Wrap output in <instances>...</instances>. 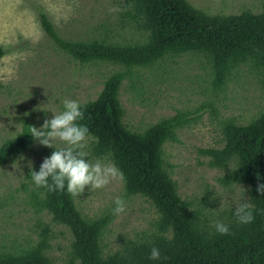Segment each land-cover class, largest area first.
Wrapping results in <instances>:
<instances>
[{
    "label": "trees",
    "instance_id": "obj_1",
    "mask_svg": "<svg viewBox=\"0 0 264 264\" xmlns=\"http://www.w3.org/2000/svg\"><path fill=\"white\" fill-rule=\"evenodd\" d=\"M260 10L209 15L187 0H125L120 24L145 36L136 43L109 42L104 37L66 40L41 14L43 30L67 56L82 65L103 62L121 68L106 78L94 101L81 104L83 118L78 123L87 125L86 136L92 139L89 158L111 162L122 178L125 197L145 198L158 215L150 234L137 241L125 240L121 249L105 254L104 236L116 214L107 210L97 218H87L78 210L74 195L33 185L27 170L26 178L34 186L22 185L27 205L36 213L50 215L52 223L66 227L72 235L64 264H264V193L256 191L264 183V107L243 125L235 118L222 117L215 104L245 68L255 76L264 96V0ZM4 55L0 46V60ZM183 55L202 57L209 68L210 103L198 111L209 108L212 116H221L222 147L200 149L199 153L208 158L210 168L221 171L220 186L245 189L253 209L250 223L236 222L232 210L210 219L204 211L207 200L194 207L179 194L170 174L173 166L165 162L164 146L179 143V131L195 124L199 116L177 112L142 132L131 131L124 123L123 82L138 69ZM31 126L24 120L21 132L0 146V166L33 146L35 141L27 133ZM215 220L227 223L229 232H215ZM39 227L35 245L0 253V264H54L47 255L51 230L47 225ZM153 246L160 251L159 260L148 259Z\"/></svg>",
    "mask_w": 264,
    "mask_h": 264
},
{
    "label": "rangeland",
    "instance_id": "obj_2",
    "mask_svg": "<svg viewBox=\"0 0 264 264\" xmlns=\"http://www.w3.org/2000/svg\"><path fill=\"white\" fill-rule=\"evenodd\" d=\"M125 0H0V46L5 55L0 60V146L21 132L24 120L40 127L52 111L62 109L64 99L84 104L94 101L106 78L121 68L109 63L82 65L59 50L41 26L46 15L58 34L70 41H89L104 37L109 42H143L145 36L131 26L120 24V10ZM209 15H235L243 11L259 12L263 0H187ZM209 68L202 57L183 55L166 60L152 68L138 69L127 78L120 92L125 109V125L142 132L177 112H191L199 119L179 131V143L164 146L166 164L178 185L182 199L194 207L207 200L204 211L218 219L224 211L247 201L240 186L224 188L217 182L221 171L208 166L200 149L222 147L219 120L235 118L246 124L264 107L263 91L249 69L232 81L220 99L215 101L219 117L210 109H199L210 103ZM139 76V77H138ZM135 83V85H134ZM213 100H215L213 98ZM92 139L83 141L88 153ZM57 146H61L57 142ZM53 148L34 142L33 146L6 165L0 166V253H16L35 245L41 232L49 226L51 248L47 255L54 264H64L72 235L68 229L52 223L47 213H36L27 205L22 185L32 186L26 178L28 161L36 167ZM89 155V153H88ZM23 157V159H21ZM102 164L105 158H91ZM120 196L124 210L116 214L104 236L105 254L122 248L125 240L137 241L153 231L158 215L143 197L126 198L123 181L115 178L102 188L85 185L74 195L81 214L97 218L112 209L113 199Z\"/></svg>",
    "mask_w": 264,
    "mask_h": 264
},
{
    "label": "clouds",
    "instance_id": "obj_3",
    "mask_svg": "<svg viewBox=\"0 0 264 264\" xmlns=\"http://www.w3.org/2000/svg\"><path fill=\"white\" fill-rule=\"evenodd\" d=\"M50 118H46L40 127L31 126L30 133L33 140L40 145L53 148L44 157L38 170L28 161V177L37 187L48 190H63L75 195L83 191L85 185L90 188H102L110 179L117 176V169L111 163L102 164L99 160L92 161L88 153L81 150L83 141L88 134L87 125L78 123L83 118V111L78 101L64 99L62 109L52 111ZM60 142L61 146H57ZM23 159V157H21ZM258 193H264V183L256 187ZM113 214L124 210V201L120 196L113 199ZM236 222L247 224L253 220V209L248 201L236 204L232 209ZM215 232L227 234L229 225L221 220L212 222ZM160 251L153 246L148 254L149 260H159Z\"/></svg>",
    "mask_w": 264,
    "mask_h": 264
}]
</instances>
